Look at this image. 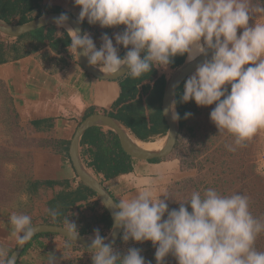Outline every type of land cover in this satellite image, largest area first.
I'll use <instances>...</instances> for the list:
<instances>
[{
    "label": "clouds",
    "instance_id": "clouds-1",
    "mask_svg": "<svg viewBox=\"0 0 264 264\" xmlns=\"http://www.w3.org/2000/svg\"><path fill=\"white\" fill-rule=\"evenodd\" d=\"M74 4L81 9L77 23L87 19L90 25L102 28L126 26L115 34V46L105 33L99 49L90 33L67 29L69 51L86 57L105 75L126 69L124 74L139 78L154 68L167 71L177 56L186 55L189 62L205 57L183 83L180 99H173L164 109L165 116L179 121L178 103L194 100L200 107L215 105L211 121L220 134H231L237 146L264 130V21L249 24L257 14L264 15V0H74ZM68 19L61 13L54 22L64 27ZM120 46L127 50L123 57ZM191 115L185 113L184 118ZM226 147L236 150L232 145ZM169 198L154 196L146 187L134 198L120 199L112 216L114 227L123 228L122 239L151 241L156 264H164L169 254L178 264H264V251L255 247L264 232V219L252 214L248 196L222 194L214 188L194 190L185 200H175L179 208L171 210ZM49 214L53 220L59 215L55 210ZM9 218L12 234L22 247L35 234L32 218L22 213ZM65 224L64 236L76 242L77 225L69 219ZM94 231L88 246L93 264H151L140 249L129 248L121 254L114 249L118 244L113 247L105 242L108 236H101L99 229ZM0 264H16L3 245Z\"/></svg>",
    "mask_w": 264,
    "mask_h": 264
},
{
    "label": "crops",
    "instance_id": "crops-1",
    "mask_svg": "<svg viewBox=\"0 0 264 264\" xmlns=\"http://www.w3.org/2000/svg\"><path fill=\"white\" fill-rule=\"evenodd\" d=\"M64 1L65 12L72 14L77 19L81 10L80 7L75 6L74 0ZM47 14L50 13L41 8L33 11L29 14V17L34 20ZM19 19V16L15 17L12 23L17 24ZM85 22H87V19H85ZM125 27L121 25L114 28H102L99 24H96L88 27L84 32L91 34L97 49H99L102 45L101 38L105 33L113 39L115 46V34L122 32ZM62 30L67 31L63 27H57L55 40L62 37V34L57 33H62ZM10 41L14 45L17 39L12 38ZM21 41L24 42L25 49L31 51V54L0 65V84L2 85L0 90H2V94L5 93L8 96L7 101L14 117L20 121L22 126L29 129L33 137L38 139V146L31 149L30 176L34 182H54L55 185L49 187L44 184L39 187L36 195H25L24 199L31 200L30 198H33L30 207L26 205L25 208H19L20 210L17 211L9 210L7 212L9 214L0 209V239L8 237L13 242L16 240V237L12 234L13 227L11 225L8 228L5 226L10 221L9 217L13 213L32 214L39 217L47 214L49 212L48 208L58 212L59 209L52 204L55 203L59 194L73 192L79 187V184L74 185L77 173L71 157V146L77 130L89 116L98 114L104 109L109 111L112 106L115 107L121 94L120 84L130 75V73H127L117 80H101L94 77L81 67L76 53L69 51V40H66L67 45L60 44L57 49L53 48L55 41L46 42L42 45L31 42V39L25 36ZM126 51L123 46H120L119 55L123 57ZM187 60L186 58L185 62ZM95 67L99 68L98 66ZM188 119L184 127L187 126ZM176 123L181 131L183 127L181 128L180 120ZM103 129L104 132L110 130L108 128ZM127 130L132 134L129 129ZM83 137L79 144L81 161L101 183L104 181L103 186L117 203L120 199L134 198L138 190H143L146 187H150L154 196L158 197L164 189L165 182L168 183L178 179V174L174 169H171L173 162L165 160L160 163L135 160L132 164L133 171L131 173L110 180H105L103 175L97 177L95 172L88 168L87 164L91 158L89 154L90 146L82 143ZM160 177L163 179H158ZM102 206L103 204L97 196H89L86 201L76 203L64 217L60 218V221L64 226H66L65 221L67 219L76 225L79 224L77 228L80 232L86 225L79 223L80 214L84 213L91 217L90 211L101 213ZM5 214H7V217H2ZM48 222L55 223V220L47 218L35 225L48 224ZM95 229H99L101 236L105 238L108 236V225L101 223L90 226V234L85 237L94 238ZM62 239L64 242L61 241ZM69 242L58 235L39 237L32 243L25 255L20 258V263L42 264L46 256L60 255L64 252V250H60L64 248L72 250V252H78L79 249L75 248L76 245L72 242L69 244ZM46 250L50 252L47 253Z\"/></svg>",
    "mask_w": 264,
    "mask_h": 264
},
{
    "label": "rangeland",
    "instance_id": "rangeland-1",
    "mask_svg": "<svg viewBox=\"0 0 264 264\" xmlns=\"http://www.w3.org/2000/svg\"><path fill=\"white\" fill-rule=\"evenodd\" d=\"M255 20L264 21V15L257 14L250 19V26ZM240 32L242 29L238 30V35ZM10 40L12 38L0 35V42L12 45ZM7 99L8 96L0 90V209L5 213L9 210H20L19 208L26 205L31 206L33 198L24 199V196L27 195V182L29 179L33 181L30 176L31 149L38 146V139L14 117ZM180 103L184 105L183 102ZM191 106L192 115L187 126L180 131L176 149L171 156L164 159L173 162L171 169L178 174L176 181L164 183L161 192V195L170 197L167 200L169 210L178 209L179 204L175 200H185L194 190L203 192L207 188H214L222 194L239 193L248 196L252 214L264 219V130L237 146L231 134L226 131L220 134L211 121L210 112L215 105L200 107L193 101ZM226 145H232L236 150L229 151ZM161 199L165 197L161 196ZM48 210L47 214L39 217L30 214L32 225L47 218L51 219V208ZM7 214L2 217H7ZM9 225L10 221L5 226L8 228ZM61 241L64 242L63 239ZM0 245L11 255L17 246V240L13 242L11 238H1ZM255 247L264 251V232L257 237ZM129 248L140 249L146 261L156 264V248L151 241L136 242L130 239L125 242L122 239V243L114 249L124 254ZM63 250L60 255L46 256L42 264H50L52 258L53 264H93L92 251L72 252L65 248L60 251ZM164 264H178V261L174 255L169 254Z\"/></svg>",
    "mask_w": 264,
    "mask_h": 264
},
{
    "label": "trees",
    "instance_id": "trees-1",
    "mask_svg": "<svg viewBox=\"0 0 264 264\" xmlns=\"http://www.w3.org/2000/svg\"><path fill=\"white\" fill-rule=\"evenodd\" d=\"M41 8L45 9L47 13H61L66 11L64 0H0V20L12 23L15 20V17L19 16L20 19L18 20L17 25H22L32 21L33 18L29 17V14ZM82 25L84 30L90 26H94L85 21ZM56 29V26L46 27L25 37H29L31 42H37L42 45L46 42L55 41V45H53L54 49H57L60 44L67 45L66 40H69L70 44L71 39L66 30H62V37L55 40ZM21 39H23V37L17 39L14 45L0 42V65L11 60L21 59L31 54V51L25 49L24 42H22ZM186 58V55L175 57L174 63L169 66L167 71L162 68H154L152 72L144 74L139 78H132L130 74L125 81L120 84L121 94L116 101L117 105L115 104V107L112 106L109 111L104 109L100 111V113L117 119L139 140L151 142L161 137H165L169 128L162 113L164 89L168 76L174 70L183 65ZM182 93L183 86L177 91L175 99L179 100V96H181ZM193 101L184 103L183 106L181 103H178L177 105V111L181 117V128L186 124L187 119H185L184 116L185 113H190ZM82 143L90 146L89 154L91 158L87 165L88 168L95 172L97 177L103 175L105 180H110L133 171L132 164L135 159L129 157L123 152L119 138L115 132L111 130L104 132V129L101 127L91 128L84 135ZM161 161L163 160L154 159L149 162L160 163ZM103 183L104 181H102V185ZM44 184L49 187L55 185L54 182L41 183L33 182L29 179L25 191L30 196H34L39 187ZM80 185L73 192H63L59 194L55 203L52 204L53 206L55 205V208L59 209V215L55 219V223L48 222V224L64 226L60 221V218L64 217L66 213L76 205V203L86 201L89 196H96L94 192L83 184ZM101 210V213L91 210V217H88L87 214L84 213L80 214L81 219H79V223L86 224L79 232L82 236L90 234V226L101 223L108 225V232H110L113 225L111 217L103 206L101 207ZM47 235L51 234H44L35 237L26 247L22 256L25 255L36 239ZM122 236L123 233L118 245L122 243ZM75 248L88 252L92 251L88 248H80L78 246H75Z\"/></svg>",
    "mask_w": 264,
    "mask_h": 264
},
{
    "label": "water",
    "instance_id": "water-1",
    "mask_svg": "<svg viewBox=\"0 0 264 264\" xmlns=\"http://www.w3.org/2000/svg\"><path fill=\"white\" fill-rule=\"evenodd\" d=\"M61 13H66L69 17L67 24L63 28L67 29V27H70L73 29H79L81 34L84 33L83 25L77 23V19L72 14H69L67 12H61ZM61 13H50L22 25L7 23L3 20H0V35H3L8 38L18 39L26 35H29L33 32H36L40 29L50 27L53 25L57 26L54 20L56 17H59ZM210 56H211V51L209 52V58ZM77 59L83 69H85L89 74L101 80H117L124 77L127 74V73L124 74V72L126 71V69H124L120 73L114 74L113 76L105 75L99 70V68L90 65L86 57L77 56ZM204 59H205L204 56H200L195 61L189 62L187 60L183 65H181L171 74V76L167 80L164 89L163 100H162V113L164 109L170 105L173 99H175L178 89L182 86L185 80L195 71L196 66L199 63H202ZM163 117L169 129L165 136V138L167 139L166 143L164 147L158 151H150L141 148L129 137L127 133L128 132L127 129L117 119L102 113L93 114L88 118H86L79 126L77 133L74 137V140L72 142L71 157L77 175L81 179L83 185L96 194V196L99 198L100 202L103 204L104 208L111 217L113 225L111 232L106 238L105 242L111 244L113 247H115L119 243V240L123 233V228L114 227V220L112 213L113 211L117 210L115 208V204H117V202L108 192V190L102 185V183L94 176V174H92L85 167L84 163L81 161L79 155L80 140L83 137V135L93 127L108 128L117 134L123 152L129 157L135 160H143V161L164 159L171 156L174 150L176 149L180 134V127L176 123V121H173L170 118V115L165 116L163 114ZM107 204H109L111 207L106 206ZM33 227H35V234L31 238V240L25 243L22 247L18 244L16 249L12 253V255H14L16 259V264L18 263L22 253L24 252L28 244L35 237L39 235H44V234L58 235L68 240V238L64 236L67 235L66 232L62 229V227L65 226L55 225V224H38ZM68 241L82 248H88V246H90L91 244V238L82 236L80 234L76 242L71 240Z\"/></svg>",
    "mask_w": 264,
    "mask_h": 264
},
{
    "label": "bare ground",
    "instance_id": "bare-ground-1",
    "mask_svg": "<svg viewBox=\"0 0 264 264\" xmlns=\"http://www.w3.org/2000/svg\"><path fill=\"white\" fill-rule=\"evenodd\" d=\"M69 27H67L68 29ZM129 137L137 144L139 145L141 148H144L146 150H150V151H158L161 150L165 143H166V138L165 137H161L155 141H151V142H145L142 140H139L137 138H135L134 136H132L129 132H127Z\"/></svg>",
    "mask_w": 264,
    "mask_h": 264
},
{
    "label": "built area",
    "instance_id": "built-area-1",
    "mask_svg": "<svg viewBox=\"0 0 264 264\" xmlns=\"http://www.w3.org/2000/svg\"><path fill=\"white\" fill-rule=\"evenodd\" d=\"M80 183V179L78 176H76L75 180H74V185L77 186Z\"/></svg>",
    "mask_w": 264,
    "mask_h": 264
}]
</instances>
